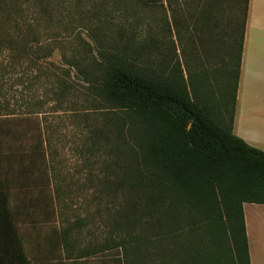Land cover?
Returning a JSON list of instances; mask_svg holds the SVG:
<instances>
[{"label":"rangeland","instance_id":"1","mask_svg":"<svg viewBox=\"0 0 264 264\" xmlns=\"http://www.w3.org/2000/svg\"><path fill=\"white\" fill-rule=\"evenodd\" d=\"M161 1L0 0V33L16 35L30 51L14 59L3 57L0 112H6L9 102L20 117L10 127L28 138L19 141L9 176L14 179L12 196L28 213L19 225L31 260L59 264L66 257L65 264H121L124 248L118 245L124 239L136 264L148 252L159 263L166 248L176 246L164 232V221L152 223L146 215L149 190L157 189L144 183L149 172L143 159L145 120L139 112L107 101L95 85L102 75L103 53L149 76L180 78L181 68L194 80L188 70L195 62L193 44L185 31L176 26L171 31L167 25L176 19L175 0H166V6ZM204 60V66L212 65ZM223 75L220 93L230 104L236 94L235 72ZM218 76L216 71L213 77ZM210 83L207 79L209 88ZM29 147L42 152L28 154ZM30 159L36 170L25 194L19 189L20 169ZM32 198L35 203L28 201ZM79 218L83 224L70 235L76 238L70 254L67 244L55 237ZM37 236L44 247H50L49 236L54 239L50 253L36 249ZM139 236L150 241L136 250L133 240ZM186 237L183 229L180 244Z\"/></svg>","mask_w":264,"mask_h":264},{"label":"trees","instance_id":"2","mask_svg":"<svg viewBox=\"0 0 264 264\" xmlns=\"http://www.w3.org/2000/svg\"><path fill=\"white\" fill-rule=\"evenodd\" d=\"M248 2L233 0L236 10L241 11V23L238 16L231 17L230 32L220 29L198 34L200 43L190 49L196 66L194 69L191 64L188 69L195 75L193 81L190 74L185 77L181 68L180 78L163 79L141 73L114 55H101L102 75L95 85L107 101L139 112L147 124L143 159L149 172L144 183L157 191L149 190L146 215L152 223L164 221L166 236L176 244L172 249L166 248L159 263L148 252L141 264H251L243 205L264 204V151L233 132ZM222 3L204 0L203 4L216 11ZM173 24H178V20L169 21V29ZM19 43L16 35L0 33V73L6 55L11 59L30 55L29 48ZM204 57L212 61L211 66L203 65ZM230 70L235 72L237 84L234 100L228 104L220 92L224 83L221 75ZM216 71L220 77L215 80ZM207 79L212 82L210 88ZM9 104L6 101V112H0V264H34L19 225L28 213L12 196L14 179L9 176L10 160L21 147L19 141L27 142L28 138L10 127L20 117ZM29 148L28 154L42 152L40 147ZM34 165L32 159L21 165L19 189L25 194L32 189L30 175L36 170ZM40 199L44 202L46 198ZM28 201L36 202L34 198ZM82 224L83 219L79 218L60 235L70 254L76 239L70 235ZM183 229L188 237L180 244L178 238ZM133 241L135 249L140 250L150 239L146 242L139 236ZM118 246L124 248L119 255L121 264L138 263L130 256L124 239ZM169 251L175 254L170 255ZM83 252L89 253L87 249Z\"/></svg>","mask_w":264,"mask_h":264},{"label":"crops","instance_id":"3","mask_svg":"<svg viewBox=\"0 0 264 264\" xmlns=\"http://www.w3.org/2000/svg\"><path fill=\"white\" fill-rule=\"evenodd\" d=\"M161 2L165 6L168 5L166 0ZM174 2L175 18L178 24L173 26L183 33L185 31L189 44H199L197 37L203 32L209 33L220 31V29L230 32L233 26L231 17L238 16L241 23V11L236 10L233 0H222V5L216 11L213 7L211 9L205 7L204 0H175ZM216 18L219 19L218 23L215 22ZM178 33L176 30L177 43H179ZM233 132L248 144L264 151V0H249L247 14L244 17V42ZM243 206L250 263L264 264V204L245 202ZM60 235L59 232L55 238L62 241ZM48 239H50L48 245L52 247L50 244L52 237L49 236ZM35 243L39 251L51 252L50 247H44L45 243L39 241L38 236ZM65 260L66 257L59 264H65ZM32 263L47 264L46 261L39 260L37 257L32 260Z\"/></svg>","mask_w":264,"mask_h":264}]
</instances>
